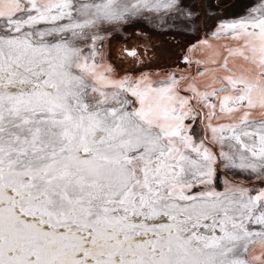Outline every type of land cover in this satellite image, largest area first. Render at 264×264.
<instances>
[{"label":"snow or ice","instance_id":"obj_1","mask_svg":"<svg viewBox=\"0 0 264 264\" xmlns=\"http://www.w3.org/2000/svg\"><path fill=\"white\" fill-rule=\"evenodd\" d=\"M217 19L121 71L112 33L195 8L0 0V264H264V0Z\"/></svg>","mask_w":264,"mask_h":264},{"label":"rangeland","instance_id":"obj_2","mask_svg":"<svg viewBox=\"0 0 264 264\" xmlns=\"http://www.w3.org/2000/svg\"><path fill=\"white\" fill-rule=\"evenodd\" d=\"M184 3L189 8H195L196 13L200 16V20L198 25H192L191 28L183 31L182 34L190 30L191 33H194L193 31H195V33H200L202 38H206V36H211L212 32L215 30V27L219 22L217 17L224 20L239 18L247 14V12H249L253 7L258 6L260 0H184ZM139 25L148 26L149 28L154 29L153 26L147 22L143 24L133 23L123 29L117 30L116 32L112 33L108 38L107 47L111 51L112 61L121 71L134 70V58L127 57L124 54L125 49H137L140 44L144 43L161 44V35H163V37H167L168 41L166 42L176 44V41L174 40L177 38V36L175 35L181 34L175 29H163L159 32L160 39L156 37L153 39L150 37H154V35L150 34L145 29H142V26L138 27ZM132 26L135 28H130ZM197 28L199 29V31L196 30ZM155 30L157 31L160 29ZM156 33L158 34V31ZM179 38L180 41H178L177 44L179 46L184 44L187 48L186 37ZM120 42L126 44V46H123V44L119 45L118 43ZM186 48H184V50ZM139 49H141V51H144L143 48L139 47ZM183 52H181L180 56L183 54ZM159 58L160 59L157 63L164 62L163 57ZM166 59L170 60L169 62L171 63H169V65L176 62L171 60L170 56H167Z\"/></svg>","mask_w":264,"mask_h":264},{"label":"flooded vegetation","instance_id":"obj_3","mask_svg":"<svg viewBox=\"0 0 264 264\" xmlns=\"http://www.w3.org/2000/svg\"><path fill=\"white\" fill-rule=\"evenodd\" d=\"M138 27H141L142 29H145L146 31H148L150 34L154 35V37H150V38L154 39L156 37V38L160 39L159 32L161 30H157L158 31V34H157L156 33L157 31L155 29L149 28L148 26L139 25ZM130 28L133 29L135 27L132 26ZM193 32L194 33H191V31L188 30V32H185L183 34L175 35V36H177V38L174 40V41H176V44L175 43L173 44V43L166 42V41H168L167 37H163V35H161V41H162L161 44H155V43L154 44H151V43L147 44V43H144V44H140L138 46V48L135 49V50H137L138 55H140V56H142L144 58L146 63H148V64L150 63L153 67H155L156 65H160V66L169 65V63H171V62H169L170 60L166 59L167 56H170L171 60L177 62L178 58L180 57L181 52L185 51L191 45L196 44L199 40L204 39V38L201 37L200 33H198V32L195 33V31H193ZM179 37H186L187 48L185 47L184 44L181 45V46H179L177 44V42L180 41ZM118 44L120 45V44H123V43L120 42ZM175 45H177V46H175ZM123 46H126V44H123ZM139 47L143 48L144 51L143 50L141 51V49H139ZM184 48H186V49L184 50ZM159 57H163L164 62L157 63L158 60L160 59ZM133 60H134L133 66H134V69H136V67H137L136 60L135 59H133ZM165 60H166V62H165Z\"/></svg>","mask_w":264,"mask_h":264}]
</instances>
